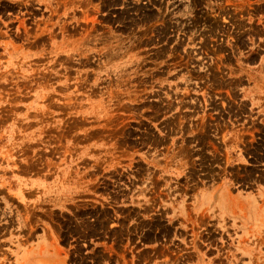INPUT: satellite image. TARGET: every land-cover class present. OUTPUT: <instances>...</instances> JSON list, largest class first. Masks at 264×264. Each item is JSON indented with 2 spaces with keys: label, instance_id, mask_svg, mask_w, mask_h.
Segmentation results:
<instances>
[{
  "label": "rangeland",
  "instance_id": "obj_1",
  "mask_svg": "<svg viewBox=\"0 0 264 264\" xmlns=\"http://www.w3.org/2000/svg\"><path fill=\"white\" fill-rule=\"evenodd\" d=\"M0 264H264V0H0Z\"/></svg>",
  "mask_w": 264,
  "mask_h": 264
}]
</instances>
